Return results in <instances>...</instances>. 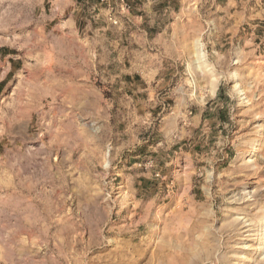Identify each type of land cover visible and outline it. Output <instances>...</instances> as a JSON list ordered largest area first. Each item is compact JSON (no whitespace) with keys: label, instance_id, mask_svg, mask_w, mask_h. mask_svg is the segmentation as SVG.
Instances as JSON below:
<instances>
[{"label":"rangeland","instance_id":"1","mask_svg":"<svg viewBox=\"0 0 264 264\" xmlns=\"http://www.w3.org/2000/svg\"><path fill=\"white\" fill-rule=\"evenodd\" d=\"M160 1L0 0V264H264V0Z\"/></svg>","mask_w":264,"mask_h":264},{"label":"crops","instance_id":"2","mask_svg":"<svg viewBox=\"0 0 264 264\" xmlns=\"http://www.w3.org/2000/svg\"><path fill=\"white\" fill-rule=\"evenodd\" d=\"M147 1H149V0H147ZM152 3H154V1H152ZM149 4H151V2H149ZM166 32H167L166 27H164L163 29L159 30L155 35L150 34V33H149V35H148V31L145 32V34H146L147 36H149V37H150V36L152 37V35H153V36H156V35H157V36H165L164 34H165ZM171 37H172V36H171ZM62 96L66 98V93H62V94H60L59 98H61ZM202 118H203L202 115H193V117L190 119V122H189V123H190V125H192V126L198 128L199 125H201V123H202L203 125H205V123H206V119H205V118L202 119ZM168 121H172V120L168 119ZM176 122H177L176 120L171 122L172 129H171V131H169V133H167L168 130H165V132H166L165 135L169 136L170 134H172V132H173V130H174L173 126H174V124H176Z\"/></svg>","mask_w":264,"mask_h":264},{"label":"trees","instance_id":"3","mask_svg":"<svg viewBox=\"0 0 264 264\" xmlns=\"http://www.w3.org/2000/svg\"><path fill=\"white\" fill-rule=\"evenodd\" d=\"M90 1H92V0H83V2L84 3H87V4H89L90 3ZM100 1V0H99ZM145 0H128V2L129 3H131V5H130V8H132V6L134 5H140V4H142L143 2H144ZM170 0H161L159 3V5H160V7L162 8V7H166L167 6V4H168V2H169Z\"/></svg>","mask_w":264,"mask_h":264}]
</instances>
